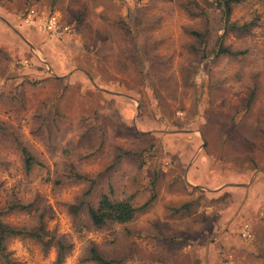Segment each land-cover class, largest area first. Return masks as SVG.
Segmentation results:
<instances>
[{
    "label": "rangeland",
    "instance_id": "1",
    "mask_svg": "<svg viewBox=\"0 0 264 264\" xmlns=\"http://www.w3.org/2000/svg\"><path fill=\"white\" fill-rule=\"evenodd\" d=\"M186 1L0 0L21 26L29 8L70 26L11 65L0 56V207L35 201L73 245L58 263L55 246L11 237L14 264H98L91 246L111 264H264V0L235 6L248 32L226 31L196 0L218 18L203 41L191 30L206 20ZM220 36L243 53L214 55ZM13 134L45 166L27 175ZM108 191L144 207L101 228L71 211ZM34 212L2 217L30 227Z\"/></svg>",
    "mask_w": 264,
    "mask_h": 264
},
{
    "label": "trees",
    "instance_id": "2",
    "mask_svg": "<svg viewBox=\"0 0 264 264\" xmlns=\"http://www.w3.org/2000/svg\"><path fill=\"white\" fill-rule=\"evenodd\" d=\"M244 0H206V4L212 6L214 10H218L220 13L219 19L222 25L225 26V30H236V31H251V24L249 22L240 24L231 21V15L236 5L243 2ZM186 7L195 14H202L206 20V30L201 32L198 30H191V34L200 40H206L208 35L212 33V30L208 26V23L217 21L211 19V13L209 12L207 5L201 6L196 0H188L185 2ZM30 9V8H29ZM29 9L27 11H29ZM211 11V10H210ZM213 23V22H212ZM212 52L216 56L228 55L238 57L243 51H236L231 47L225 45L222 41V36L217 41L216 46ZM211 52V53H212ZM1 129V128H0ZM13 133V132H11ZM13 141L15 147L20 151L23 168L27 175H30L37 167L45 166V163L41 160L40 156L27 144L22 137L18 134H13ZM10 137V136H7ZM69 172L73 176L83 178V174L75 164L71 163ZM86 177V175H85ZM53 183L61 184L62 178L52 181ZM5 205L0 207V263L1 264H14V259L11 258V253L8 251L6 245L7 241L11 237L22 236L31 237L39 241L42 244V248L47 251L50 247L55 246L57 248V262L61 263L64 261L67 253L72 249L73 245L68 242L65 236L57 237L52 232L46 230L43 219L45 216V207H36V202L31 201L24 203L20 198L14 196ZM144 206L137 207L130 199L115 198L112 191L101 193L98 201L94 202L91 200H83L79 203L70 205V209L74 214L80 211H84L88 214L91 225L96 228H101L114 223H129L131 222L137 211L141 210ZM15 209L28 210L32 209L38 213L37 219L38 224L35 226H14L6 222L2 215L7 212L14 211ZM34 212V213H35ZM86 259L94 260L98 264H111L114 260L105 258L97 249L96 246H91L89 249V255Z\"/></svg>",
    "mask_w": 264,
    "mask_h": 264
},
{
    "label": "crops",
    "instance_id": "3",
    "mask_svg": "<svg viewBox=\"0 0 264 264\" xmlns=\"http://www.w3.org/2000/svg\"><path fill=\"white\" fill-rule=\"evenodd\" d=\"M5 17L0 14V56L6 57L10 61V65L22 53H33V50L38 49V43L35 42L37 38L47 39L51 36L59 39L47 32L37 31L36 25L27 23L28 25L21 26L20 23L12 22L10 18ZM0 63L4 64L5 62L0 61Z\"/></svg>",
    "mask_w": 264,
    "mask_h": 264
},
{
    "label": "built area",
    "instance_id": "4",
    "mask_svg": "<svg viewBox=\"0 0 264 264\" xmlns=\"http://www.w3.org/2000/svg\"><path fill=\"white\" fill-rule=\"evenodd\" d=\"M24 20L30 25H36L40 31L47 32L58 38L63 37L70 29V26L62 23L56 13H39L35 8L29 9Z\"/></svg>",
    "mask_w": 264,
    "mask_h": 264
}]
</instances>
